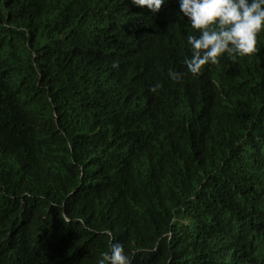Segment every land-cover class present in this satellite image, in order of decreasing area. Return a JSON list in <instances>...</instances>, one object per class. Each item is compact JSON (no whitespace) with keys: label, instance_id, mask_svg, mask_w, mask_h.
Here are the masks:
<instances>
[{"label":"trees","instance_id":"trees-1","mask_svg":"<svg viewBox=\"0 0 264 264\" xmlns=\"http://www.w3.org/2000/svg\"><path fill=\"white\" fill-rule=\"evenodd\" d=\"M188 34L178 0H0V264H264V38L192 74Z\"/></svg>","mask_w":264,"mask_h":264},{"label":"clouds","instance_id":"clouds-1","mask_svg":"<svg viewBox=\"0 0 264 264\" xmlns=\"http://www.w3.org/2000/svg\"><path fill=\"white\" fill-rule=\"evenodd\" d=\"M165 0H131V4L157 12ZM179 12L198 35L188 34L190 57L183 60L188 72L198 74L202 66L216 64L222 55L244 57L256 50L257 34L264 30V0H178ZM178 80L180 73L169 70ZM159 85L152 86L155 90ZM98 264H129L120 243L101 253Z\"/></svg>","mask_w":264,"mask_h":264},{"label":"bare ground","instance_id":"bare-ground-1","mask_svg":"<svg viewBox=\"0 0 264 264\" xmlns=\"http://www.w3.org/2000/svg\"><path fill=\"white\" fill-rule=\"evenodd\" d=\"M144 14H145V9H144ZM145 22V21H144ZM264 38V30H262L260 33L257 34V37H256V41L259 39H263ZM231 58L234 57V56H230ZM236 57V56H235ZM95 250V249H94ZM153 264V263H152Z\"/></svg>","mask_w":264,"mask_h":264}]
</instances>
